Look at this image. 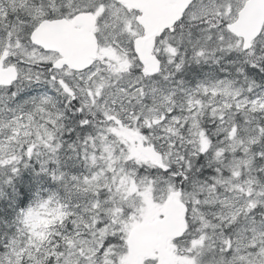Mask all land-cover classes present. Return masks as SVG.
Returning <instances> with one entry per match:
<instances>
[{"label":"snow or ice","instance_id":"snow-or-ice-1","mask_svg":"<svg viewBox=\"0 0 264 264\" xmlns=\"http://www.w3.org/2000/svg\"><path fill=\"white\" fill-rule=\"evenodd\" d=\"M0 264H264V0H0Z\"/></svg>","mask_w":264,"mask_h":264}]
</instances>
